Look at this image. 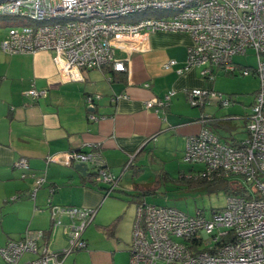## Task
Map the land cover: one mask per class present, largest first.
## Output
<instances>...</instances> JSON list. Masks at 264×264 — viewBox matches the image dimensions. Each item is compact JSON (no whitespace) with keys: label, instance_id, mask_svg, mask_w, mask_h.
<instances>
[{"label":"built area","instance_id":"2783aa9c","mask_svg":"<svg viewBox=\"0 0 264 264\" xmlns=\"http://www.w3.org/2000/svg\"><path fill=\"white\" fill-rule=\"evenodd\" d=\"M141 13L164 16L136 18ZM0 14L31 21L10 26L0 49L10 54L55 51L64 80H80L84 69L107 65L125 71L130 56L118 58L117 51L126 50L130 55L141 50L155 32L192 38L187 64L180 74L191 66L205 65L202 73L209 80L220 73L237 75L239 71L258 75L260 87L246 117L248 136L229 144L204 127L188 137L184 153L186 161L205 162L203 173L211 177H237L233 180L243 193L229 194L226 206L214 210L209 218L202 210L190 215L170 206H138L129 264H264V0H2ZM249 52L256 56V65L236 60ZM175 64L177 60L171 59L164 67L170 69ZM46 92L32 88L26 94L38 98ZM185 93L195 107L227 102L213 88H188ZM174 94L171 90L163 97H154L146 106L159 111L169 105ZM98 98L97 94L88 100L93 106ZM90 118L97 116L91 114ZM95 147L66 152L59 159L62 164L85 162L97 167L98 180L110 187L108 197L119 180ZM15 166L27 176L30 165L26 157H20ZM35 177L36 188L46 182L44 175ZM98 209L59 207L72 222L66 228L71 238L69 249L51 251L45 241L41 243L45 232L29 229L22 238L0 247L3 264H62L60 253L67 256L87 248L83 233ZM62 223L60 218L55 220L56 226ZM27 253L36 257L23 260Z\"/></svg>","mask_w":264,"mask_h":264},{"label":"crops","instance_id":"0c3cea01","mask_svg":"<svg viewBox=\"0 0 264 264\" xmlns=\"http://www.w3.org/2000/svg\"><path fill=\"white\" fill-rule=\"evenodd\" d=\"M191 43L188 34L155 32L141 50L130 55L126 50L117 51L118 58L130 56V66L125 71H116L112 65L84 69L80 80L62 78L55 51L10 54L0 49V247L34 229L45 232L41 243L45 241L49 250H64L70 238L66 228L72 222L58 208L99 206L100 210L106 205L104 189L100 191L92 183L95 177L84 182L93 166L88 165L84 174L76 169L79 162L62 164L61 154L90 151L97 146L95 151L118 177L117 192L130 168L134 169L132 180L135 171L142 170L136 160L148 151L185 153L188 137L207 126L203 119L205 107L194 109L185 89L213 88L201 66L178 72L187 64ZM171 59L177 64L166 69L164 65ZM32 88L47 92L33 98L26 94ZM171 90L175 94L166 107L156 111L146 106L148 100L163 97ZM97 94L100 98L92 106L88 97ZM91 114L97 118L91 119ZM241 139L244 138L233 142ZM20 157H26L30 165L26 177L15 166ZM33 174L44 175L46 182L36 188ZM98 185L106 186L102 182ZM122 191L128 194V190ZM59 218L63 223L56 226ZM120 230L116 228L113 236L103 231L111 238L119 236ZM84 237L86 249H92L95 241ZM35 257L27 253L23 260ZM66 259L65 256L62 264ZM129 261L130 253L128 264ZM3 263L0 254V264Z\"/></svg>","mask_w":264,"mask_h":264},{"label":"rangeland","instance_id":"374dc122","mask_svg":"<svg viewBox=\"0 0 264 264\" xmlns=\"http://www.w3.org/2000/svg\"><path fill=\"white\" fill-rule=\"evenodd\" d=\"M150 16H164L163 13H141L136 18H146ZM9 25L0 24V41L8 34ZM236 60L242 64L256 65L257 58L253 52L247 56H238ZM205 65L201 67L204 68ZM213 89L222 93L226 103L220 105L217 101L205 105V115L214 116L215 118H232L238 119L228 121L227 123L217 124L216 121H208V129L215 132L223 141L232 143L234 138H246L248 119L245 118L251 111V103L255 99L256 91L260 87V77L255 74L243 75L240 71L237 75L220 73L211 80ZM200 110V107H193ZM136 163L142 169L134 173L130 168L128 176L121 180V188L114 195L108 196L106 205L98 210V216L85 229L83 236L87 235L94 240L93 250L85 249L80 252H71L66 256L65 264H128L130 247L133 243V231L137 219V201H132L133 196L129 191L135 182L150 183L155 180L158 171H165L170 178L163 179L161 188L155 194L145 195L143 201L151 204L170 206L180 211L195 215L198 211H204L209 218L214 210H221L226 206L229 192L226 189L212 190L211 187L204 185H191L188 180H181L182 172L191 174V167L197 170L204 169L206 164L203 161L192 163L184 159V152L181 150H158L155 154L150 151L145 156H140ZM120 173V168L117 169ZM166 174V173H165ZM237 179V178H236ZM242 179V178H241ZM128 190V194L123 192ZM62 206V205H61ZM70 206V205H66ZM120 218L121 228L117 237H108L103 231V227L115 218ZM61 219V218H60ZM79 226L81 223L76 222ZM85 238V237H84ZM70 240L67 248L70 247ZM65 248V249H67ZM129 252V253H128Z\"/></svg>","mask_w":264,"mask_h":264},{"label":"trees","instance_id":"16d2710c","mask_svg":"<svg viewBox=\"0 0 264 264\" xmlns=\"http://www.w3.org/2000/svg\"><path fill=\"white\" fill-rule=\"evenodd\" d=\"M20 22L31 23V21H28L27 19H22V18L16 17L15 15H1L0 14V24H2V25H9V27H10V26L16 25ZM235 119H238V118H235V117H233V118H215L214 116H210V117L204 118V123H207L208 121H216L217 124H223V123H227L228 121L235 120ZM95 148L97 149V146ZM79 151H82V150H79ZM131 164H132V162L127 163V165H129V166ZM106 167H108L107 163H106ZM93 168L94 169H93L92 173H88V175L84 177V182L87 179H89L90 177H95V179L92 180V183L94 184V186L97 185L98 186L97 189H99L100 191L101 190L103 191V189H104L105 194H106L107 190L110 189V187L108 185H106V186H102V185L99 186L98 185L100 183V181L98 180V168L97 167H93ZM192 170H193V172L191 174H187V172H182V176L180 179L181 180L186 179V180H188V182H190L191 185H194V186L206 184L208 187H211V188H213V187H215L221 183H226L227 185H226L225 189L229 192V194H231V193L242 194L243 193L241 187H239V185L236 184L237 181L233 180V179H236L237 177H230V178L228 177L225 179L211 177L210 175L203 173V172H205V169H198L197 170L194 166L192 167ZM135 172L138 173V170ZM158 172L159 173H157L155 180L150 182V183H137V182L134 183V185L131 189L132 191L129 192V194L133 193V194H131L133 196L132 201H137V204H139L138 206H141L142 204L147 203V202L143 201V199H142L145 195L155 194L159 191V189L161 188V184L164 183L163 179L171 177L165 171L160 170ZM115 190H118V187L115 188ZM115 190L110 194V196L115 194V192H116ZM120 218H122V215L119 216L118 218H115L111 223L102 226L103 230L107 234H109L110 236H113L115 234V231H116L118 224L120 223ZM87 247H88V242H87ZM77 251L78 250H76L75 252H77ZM60 255H63L62 257H65L63 253H60Z\"/></svg>","mask_w":264,"mask_h":264},{"label":"water","instance_id":"95a60500","mask_svg":"<svg viewBox=\"0 0 264 264\" xmlns=\"http://www.w3.org/2000/svg\"><path fill=\"white\" fill-rule=\"evenodd\" d=\"M2 1V0H0ZM76 169L84 174L87 173L88 170V164L85 162H79L78 164H76ZM226 183H221L215 187L212 188V190H221V189H225L226 187Z\"/></svg>","mask_w":264,"mask_h":264}]
</instances>
